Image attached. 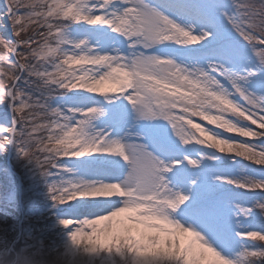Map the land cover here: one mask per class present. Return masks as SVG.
Here are the masks:
<instances>
[{
	"label": "snow or ice",
	"instance_id": "1",
	"mask_svg": "<svg viewBox=\"0 0 264 264\" xmlns=\"http://www.w3.org/2000/svg\"><path fill=\"white\" fill-rule=\"evenodd\" d=\"M5 153L0 264H264V0H3Z\"/></svg>",
	"mask_w": 264,
	"mask_h": 264
},
{
	"label": "rangeland",
	"instance_id": "2",
	"mask_svg": "<svg viewBox=\"0 0 264 264\" xmlns=\"http://www.w3.org/2000/svg\"><path fill=\"white\" fill-rule=\"evenodd\" d=\"M3 3V0H0V4ZM5 169L8 172H5ZM27 171V172H26ZM9 173H15L13 179H19V182L23 185L24 188H29L31 185V180L36 182L37 187L33 190V192H29V195L32 196L34 203H24L22 210L19 212L14 209H9L11 212V216L9 217L7 223V244L12 245L16 244L17 247H20L23 244H29L32 241L27 239L25 233L27 232L29 227L43 229V231H37L36 235L38 237H42L45 241V244L51 245L53 241H55L58 245L62 244V241L58 239L55 231L50 230L48 228L49 225H52L53 229L56 231H62L58 224L53 223L52 215L54 214L55 206L52 205L51 200L49 199V193L47 191L49 180L45 176L40 173L39 168L35 165L34 162H29L25 160L23 157L19 159L17 162L14 159L9 158V156L5 154H0V183H5L7 180V176ZM29 174V175H28ZM31 180H30V179ZM35 193V194H34ZM43 200V202H42ZM45 206L47 207V211L44 213L45 219L42 221L33 220L31 223H23L21 224V217L28 212L38 213L43 211ZM3 214V205L0 204V215ZM14 230L9 231L8 226ZM6 226V225H5ZM15 231V232H14ZM6 233V229L4 230ZM5 241L0 239V254L5 250L2 246ZM95 264H101V260L97 258L95 260Z\"/></svg>",
	"mask_w": 264,
	"mask_h": 264
},
{
	"label": "trees",
	"instance_id": "3",
	"mask_svg": "<svg viewBox=\"0 0 264 264\" xmlns=\"http://www.w3.org/2000/svg\"><path fill=\"white\" fill-rule=\"evenodd\" d=\"M7 225H8V223H7ZM7 225H6L5 228H4V230L6 229V233H5L6 235L8 234V230H7V228H6ZM11 226H12V225H11ZM14 232H15V231H14ZM12 233H13V231H12L10 234H12Z\"/></svg>",
	"mask_w": 264,
	"mask_h": 264
}]
</instances>
